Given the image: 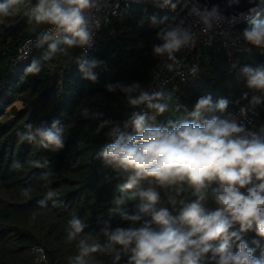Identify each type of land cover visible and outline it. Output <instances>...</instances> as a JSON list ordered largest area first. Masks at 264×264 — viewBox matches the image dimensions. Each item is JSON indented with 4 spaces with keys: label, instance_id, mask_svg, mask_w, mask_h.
<instances>
[{
    "label": "trees",
    "instance_id": "1",
    "mask_svg": "<svg viewBox=\"0 0 264 264\" xmlns=\"http://www.w3.org/2000/svg\"><path fill=\"white\" fill-rule=\"evenodd\" d=\"M5 4L8 0H0ZM15 5H9L10 13ZM49 24L29 14L16 16L11 25L0 24V264H36L37 247L44 250L47 264H79L81 242L103 249L84 256L83 264H128L131 253L119 245L108 248L106 233L139 227L151 219L140 213V206L148 203L142 191L158 193L154 207L167 208L172 215L197 199L187 183L161 186L153 178L124 189L130 173L109 165L103 155L120 135L137 134L135 127L127 131L133 113L130 101L145 88L162 52L157 49L164 48L165 37L176 32L181 21L149 4H135L99 32L86 55L78 38L71 46L65 43L73 39L69 33L20 61L24 42L42 34ZM258 25H264V13L239 25L253 51L237 61L236 69L217 47L197 50L203 71L156 97L155 105L164 112L155 107V123L171 130L183 122L220 119L233 108H261L264 87L252 80L264 74V40L257 44L246 37ZM53 70L60 73L54 75ZM202 99L210 103L194 116ZM16 102L23 108L14 106ZM47 131L58 132L63 146L56 148L44 140L40 133ZM211 187L202 201L206 211L218 207ZM124 214L140 215L141 220L133 224L123 219ZM74 219L82 230L70 236ZM239 228L234 224L230 231H237L258 258L264 238L254 227L245 232ZM239 242L233 238V252ZM200 264L215 261L209 254Z\"/></svg>",
    "mask_w": 264,
    "mask_h": 264
},
{
    "label": "clouds",
    "instance_id": "2",
    "mask_svg": "<svg viewBox=\"0 0 264 264\" xmlns=\"http://www.w3.org/2000/svg\"><path fill=\"white\" fill-rule=\"evenodd\" d=\"M20 2L8 0V4L0 5V14H13L8 11L9 5ZM89 6L90 0H63V4L60 0H39L33 11L37 22H48L71 33L73 39L65 40L71 46L77 38L81 43L87 40L82 13ZM246 37L260 43L264 40V25L256 26ZM165 39L168 42L157 52L175 48L179 43L175 32ZM252 83L264 87V74L257 75ZM147 99L141 95L130 103L136 105ZM209 103L208 99L200 100L193 115L199 116V110ZM149 107L164 112L160 105ZM224 107V103L219 105L221 110ZM144 119H135L136 135H120L103 153L109 165L130 173L124 189L153 178L161 186L187 183L197 199L187 204L181 201L183 206L178 214L172 215L167 208L154 207L158 193L152 189L142 191L140 195L148 203L140 206V213L150 215L151 219L139 227H117L111 234L106 233L107 247L119 245L130 252L128 264H200L209 254L215 264H264V251L257 258L255 250L248 248L238 232L230 231L234 224L240 225V232L254 227L256 235L264 238V140L239 136L242 128L215 116L201 123L183 122L171 130L164 126L144 127ZM40 135L56 148L63 146L58 132ZM213 184L216 186L211 187ZM210 187L218 205L214 211H206L202 204ZM123 219L135 224L141 216L124 214ZM152 224L159 227L153 228ZM71 225L74 233L70 236L82 230L75 219ZM233 238L240 241L236 252L231 250ZM81 243L79 264L89 253L103 250L98 244L89 247Z\"/></svg>",
    "mask_w": 264,
    "mask_h": 264
},
{
    "label": "built area",
    "instance_id": "3",
    "mask_svg": "<svg viewBox=\"0 0 264 264\" xmlns=\"http://www.w3.org/2000/svg\"><path fill=\"white\" fill-rule=\"evenodd\" d=\"M260 1L257 7L240 13L238 17L215 12L198 0H90V6L82 13L87 40L81 52L82 55L88 54L94 47L99 32L121 11L129 9L132 5L149 4L171 16L178 17L181 21L175 32L178 45L161 52L150 71L145 88L132 97V100H139L141 95H145L148 99L136 105L132 104L133 113L127 123V131L135 127L134 121L140 116L145 118L144 127H156L158 125L155 123V107H149V104L155 105L156 97L164 90L186 83L203 71L197 50L219 48L226 55L233 69H236L240 58L252 53L253 45L245 40L239 25L264 13V0ZM60 2L63 4V0ZM38 3L39 0H21L15 5L13 14L5 24L11 25L18 15L35 16L33 9ZM68 34L50 23L42 34L32 36L24 42L19 49L18 59L26 62L33 57L41 45L61 41ZM57 73L59 74L60 71L53 70L54 75ZM220 120L242 128L239 136L264 139V105L261 108H233ZM33 252L37 264H47L42 248H34Z\"/></svg>",
    "mask_w": 264,
    "mask_h": 264
},
{
    "label": "water",
    "instance_id": "4",
    "mask_svg": "<svg viewBox=\"0 0 264 264\" xmlns=\"http://www.w3.org/2000/svg\"><path fill=\"white\" fill-rule=\"evenodd\" d=\"M208 5V9L226 16H238L257 7L260 0H198Z\"/></svg>",
    "mask_w": 264,
    "mask_h": 264
},
{
    "label": "rangeland",
    "instance_id": "5",
    "mask_svg": "<svg viewBox=\"0 0 264 264\" xmlns=\"http://www.w3.org/2000/svg\"><path fill=\"white\" fill-rule=\"evenodd\" d=\"M10 16V15H9ZM9 16H7V17H5V16H1L0 17V24H5L6 23V21H7V19L9 18ZM62 68H63V66H62ZM56 75V74H55ZM14 106H17L19 109H22L23 108V105H22V103L21 102H16L15 104H14ZM35 255V254H34ZM35 258H36V255H35ZM36 261V260H35ZM37 264V263H36Z\"/></svg>",
    "mask_w": 264,
    "mask_h": 264
}]
</instances>
